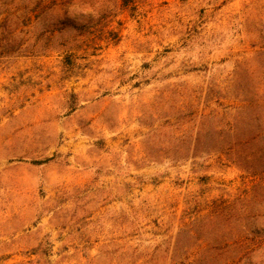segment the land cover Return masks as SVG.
<instances>
[{"label":"rangeland","instance_id":"1","mask_svg":"<svg viewBox=\"0 0 264 264\" xmlns=\"http://www.w3.org/2000/svg\"><path fill=\"white\" fill-rule=\"evenodd\" d=\"M0 264H264V0H0Z\"/></svg>","mask_w":264,"mask_h":264}]
</instances>
